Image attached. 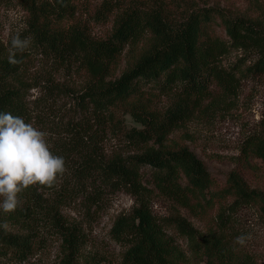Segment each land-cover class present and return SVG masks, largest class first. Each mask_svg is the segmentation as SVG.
I'll return each mask as SVG.
<instances>
[{
    "label": "trees",
    "instance_id": "obj_1",
    "mask_svg": "<svg viewBox=\"0 0 264 264\" xmlns=\"http://www.w3.org/2000/svg\"><path fill=\"white\" fill-rule=\"evenodd\" d=\"M19 1L29 13L28 35L22 37L21 33L20 38L30 39V49L81 67L88 81L80 99L92 110V119L101 129H111L146 147L141 154L114 156L102 163L88 155L74 172L77 182L86 187L95 188L99 182L110 191L123 190L134 196L133 210L118 216L110 231L111 239L125 248L119 261L84 258L81 234L62 223L58 212L46 203L40 185L19 194L20 205L14 212L0 211V251L25 260L33 248L32 231L38 218L48 215L51 228L60 237L61 264H261L235 242L232 219L246 205L256 207L264 219V192L250 188L243 177L249 160L264 166V116L263 132L246 139L222 187L187 146L171 149L164 140L209 97L211 86L225 95L236 90L237 63L228 71L222 63L230 52L255 53L245 73L264 76V19L233 17L213 6H194L175 16L162 3L146 2L117 9L110 35L94 39L83 28L64 24L73 7L65 0ZM218 28L224 36L217 33ZM30 49L17 52L19 63L15 65L8 62L9 52L0 56V112L23 119L27 109L20 74ZM155 92L176 94L162 117L150 107ZM127 114L141 129L126 127L123 118ZM153 139L158 148L148 146ZM143 167L151 170L149 185L175 206L197 217L215 212L203 234L197 236L180 214L154 215L152 190L142 185ZM9 224L27 233L8 232L5 225ZM169 228L188 239L190 255L167 233Z\"/></svg>",
    "mask_w": 264,
    "mask_h": 264
},
{
    "label": "rangeland",
    "instance_id": "obj_2",
    "mask_svg": "<svg viewBox=\"0 0 264 264\" xmlns=\"http://www.w3.org/2000/svg\"><path fill=\"white\" fill-rule=\"evenodd\" d=\"M65 1L73 7L64 24L81 27L94 39H105L110 35L117 9L144 5L146 2L162 3L175 16L194 6H213L233 17L264 19V0ZM107 9L112 12L105 14ZM101 12L105 15L98 14ZM28 24L29 13L19 0H0V56L9 52L13 36L21 33L22 37L28 35ZM216 31L224 36L219 28ZM239 59L243 61L237 62ZM253 60L255 53L232 51L225 56L222 63L226 71L237 63L234 71L238 79L236 90L231 95H225L221 89L211 86L209 97L164 140V145L171 149L177 145L187 146L204 163L220 187L236 166L246 139L263 132L264 76L251 77L245 73ZM123 66L122 63L119 70ZM20 78L22 86H25V123L44 131L50 151L62 156L65 161V172L57 176L53 186L41 188V194L61 216L62 223L75 227L81 234L84 240L81 254L84 258L92 257L104 263L119 261L125 248L111 239L110 231L118 216L128 215L133 210L136 205L134 196L123 190L110 191L99 182L95 188L86 187L85 183L77 182L74 172L88 155L93 157L94 162L102 163L114 156L141 154L146 145L131 143L111 129H101L100 124L92 119V110L80 99L88 78L74 61L63 62L40 49H30L24 59ZM175 98L176 94L173 93L160 95L155 92L149 99L150 107L158 117H162ZM123 120L127 128L141 129L130 115H124ZM155 140L150 141L148 146L158 148ZM140 173L142 185L152 190L150 200L155 216L180 214L197 236L205 232L206 226L215 218V212L197 217L180 209L149 185V167H143ZM243 177L250 188L264 192V166L260 161L249 160ZM37 221L39 224L32 231L33 248L26 259L22 261L11 252L4 255V251H0L1 264H61L60 237L51 228L48 215L39 217ZM232 221L237 236L250 237L243 248L264 264V219L258 209L251 205L243 206ZM6 229L11 233H27L13 224L6 225ZM167 233L180 249L190 255L187 238L174 228H169Z\"/></svg>",
    "mask_w": 264,
    "mask_h": 264
},
{
    "label": "clouds",
    "instance_id": "obj_3",
    "mask_svg": "<svg viewBox=\"0 0 264 264\" xmlns=\"http://www.w3.org/2000/svg\"><path fill=\"white\" fill-rule=\"evenodd\" d=\"M30 43L19 34L13 36L9 64L19 63L17 52L23 53ZM45 137L44 131L25 123L22 117L0 112V211L14 212L20 205L21 192L34 185L51 187L65 172L64 158L50 151ZM246 239L250 237L237 236L235 242L244 245Z\"/></svg>",
    "mask_w": 264,
    "mask_h": 264
}]
</instances>
